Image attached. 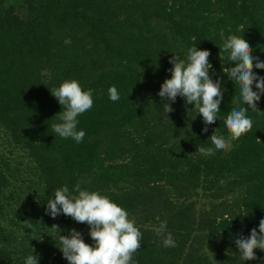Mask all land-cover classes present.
I'll return each mask as SVG.
<instances>
[{
    "label": "trees",
    "instance_id": "16d2710c",
    "mask_svg": "<svg viewBox=\"0 0 264 264\" xmlns=\"http://www.w3.org/2000/svg\"><path fill=\"white\" fill-rule=\"evenodd\" d=\"M233 35L264 61V0H0V121L43 178L35 206L25 212L29 222L52 218L46 208L54 191L67 185L77 194L79 184L123 207L140 229L141 248L131 264H264V251L255 249L257 259L245 261L235 244L264 219V95L246 113L251 130L229 149L196 152L214 147L216 129L229 137L227 116L248 107L223 71L235 62L220 59L230 54L223 45ZM194 45L210 51L209 74L223 91L207 133L194 103L178 96L167 114L169 101L158 95L171 78L170 58L187 61ZM254 73L264 77L262 69ZM73 79L93 90V106L77 117L85 132L80 143L51 127L62 106L50 90ZM112 86L120 96L115 102ZM253 91H259L255 84ZM0 182H7L1 171ZM200 194L208 201L197 207ZM60 217L94 246L88 224L61 213L56 228ZM162 221L174 247L156 234ZM34 240L39 264L60 255L56 264L68 262L56 250L58 240ZM0 261L12 264L6 254Z\"/></svg>",
    "mask_w": 264,
    "mask_h": 264
},
{
    "label": "clouds",
    "instance_id": "9594fccd",
    "mask_svg": "<svg viewBox=\"0 0 264 264\" xmlns=\"http://www.w3.org/2000/svg\"><path fill=\"white\" fill-rule=\"evenodd\" d=\"M223 49L230 54L227 57L220 54L222 64L225 59L235 62L234 67H225L223 71L239 87L240 97L248 107L231 110L224 121L229 137L218 136L216 129L210 136L214 147L200 146L196 151L204 156L229 149L233 140L251 130L253 121L246 113L249 108L257 110V102L264 95V77L254 73V68L264 70V61L252 55L253 49L249 43L244 38L233 35L226 39ZM210 55L209 50H201L194 45L188 50L187 61L177 55L172 56L169 60L174 65L169 69L171 78L165 79L158 93L162 100L169 101L163 105L167 114L173 111L171 104L178 96L186 98V104L194 103L195 109L203 117L204 133L208 132L207 126L218 119L223 100L221 81H214L209 74L213 67L209 62ZM254 84L259 89L258 92L253 91ZM50 91L62 106V111L58 113L60 122L51 125L53 132L61 138L82 142L85 132L77 129V117L93 106V90H83L79 82L73 79L65 80L58 88ZM108 93L113 102L120 99L115 86L110 87ZM75 193L77 194L70 192L67 185L57 188L54 199L47 202L46 213L52 218L63 213L78 223L88 224L89 234L95 244L93 246L86 243L81 232L71 229L69 235L59 237V249L63 257L69 264H131L133 254L141 248L142 233L135 222L128 218L127 211L98 191L81 190L79 184L75 187ZM155 231L162 238L165 247L175 246L171 233L167 232V221H162ZM235 244L243 260L257 259L254 250L264 251V219L259 221L258 230L253 228L247 237L240 234L235 239ZM26 264H39L38 257L29 255Z\"/></svg>",
    "mask_w": 264,
    "mask_h": 264
},
{
    "label": "rangeland",
    "instance_id": "374dc122",
    "mask_svg": "<svg viewBox=\"0 0 264 264\" xmlns=\"http://www.w3.org/2000/svg\"><path fill=\"white\" fill-rule=\"evenodd\" d=\"M0 171L7 180L5 184L0 182V257L6 254L12 264H26L29 255L38 257L37 254L40 253L36 248H32L34 239L38 236H51L53 240L60 242V235H69L73 227L66 223L69 220L64 217L56 221L60 222L59 228L53 227L55 224L52 223H55L56 219H46L45 216L41 218L40 223L39 217L32 218L35 219L34 225L29 222L30 214L25 212L27 208L35 206L33 200L41 193L43 178L37 172L36 163L27 148L12 141L9 130L1 121ZM195 200L197 207L205 205L208 201L202 194ZM39 215L38 213L37 216ZM60 247L61 244L57 247V252H60ZM57 256L59 255L54 253L51 257ZM59 258L50 259L51 264H56ZM64 264L69 263L64 261Z\"/></svg>",
    "mask_w": 264,
    "mask_h": 264
}]
</instances>
